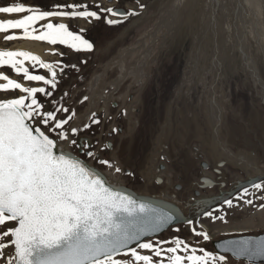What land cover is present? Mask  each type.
I'll use <instances>...</instances> for the list:
<instances>
[{
  "label": "rangeland",
  "instance_id": "rangeland-1",
  "mask_svg": "<svg viewBox=\"0 0 264 264\" xmlns=\"http://www.w3.org/2000/svg\"><path fill=\"white\" fill-rule=\"evenodd\" d=\"M175 1L0 0V6L24 3L40 11H63L66 9L57 5L87 3L137 13L127 18L101 13V20L93 19L91 22L54 16L37 23L40 31H43L40 26L48 22L64 23L70 31L80 34L85 30L92 33L99 30L95 53L39 41L43 46L39 55L41 60L58 65L57 84L62 81V76L69 80V84L60 89L57 85L52 100L45 102V109L68 108L69 115L75 112L69 125L79 126L85 119H90L92 109L97 108V97H103V92H111L125 82L121 93H131L140 101L141 112L132 118L142 124L138 131H134L132 124L124 121L123 134L115 140L116 147L110 157L118 160L123 170L132 171L131 178L124 181L129 188L174 202L186 215H190L200 208L192 207L193 199L219 195V187L200 188L201 177L224 182L223 190L226 191L239 181L264 174V0H186L175 22L169 24ZM91 10L96 9L92 7ZM26 14L0 13V20L19 19ZM107 19L121 22L110 25ZM81 29L84 30L82 33ZM13 33L20 35L21 30H10L7 34ZM5 35L0 33V50L16 51L18 48L14 49V46L34 41H5ZM78 60H88L90 64L83 67L69 65L70 69L66 66L64 73L60 72L65 63L73 64ZM25 66L32 74L50 75L39 66L33 68L31 61H26ZM251 68L256 71H251ZM0 71L25 87H39L42 83L25 81L22 75L6 66ZM20 95L24 93L19 90L0 91V101ZM58 96L60 101H57ZM83 96H87L90 103L85 102L81 107L77 101ZM122 108L127 110L125 104ZM65 115L57 113L58 118H65ZM189 123H196L197 129ZM78 129L77 134H81L86 128ZM171 133H175L174 137ZM59 144L67 150L64 144ZM193 146L200 148L201 161L193 158ZM166 152L170 157L167 167L171 165L172 170L165 174L166 183L157 184L154 168L156 163L162 162L161 156H166ZM109 176L121 184L113 171ZM259 184L264 185V181ZM229 200L232 201L231 206L220 203L208 211L211 216L205 214L197 223L176 226L146 242L179 238L190 249L204 248L219 256L213 246L215 241L264 234V207H261L264 205V187H252L246 195L243 190ZM249 200L252 202L247 203ZM15 226L14 221L6 222L0 226V232ZM193 229L207 233L209 239L195 235ZM10 239L5 238V242ZM171 246L174 244L159 245L165 249ZM137 250L141 254H151L148 250ZM13 254L14 247L4 249L0 264H7V259ZM178 254L185 255L182 251ZM224 256L227 264H248L235 261L230 255ZM164 264H167L166 259Z\"/></svg>",
  "mask_w": 264,
  "mask_h": 264
},
{
  "label": "snow or ice",
  "instance_id": "snow-or-ice-1",
  "mask_svg": "<svg viewBox=\"0 0 264 264\" xmlns=\"http://www.w3.org/2000/svg\"><path fill=\"white\" fill-rule=\"evenodd\" d=\"M57 7L66 10L40 11L24 3L0 6L3 14L27 13L19 19L0 20V33L6 34L5 41L26 39L91 51L93 44L82 34L70 31L64 23L48 22L40 26L43 31L36 25L54 16L91 22L101 20V13L124 18L137 15L134 11L102 8L99 4L70 3ZM92 7L96 10H91ZM106 22L112 25L121 21L107 19ZM10 30H21V34H7ZM83 31L81 29V33ZM26 61H31L33 68L46 69L50 75L32 74L25 66ZM5 66L22 75L25 81L42 82L52 90L57 87L58 65L46 63L31 52L0 50V68ZM0 81L6 82L0 83V91L24 93L18 98L0 101V226L9 221L16 223L15 227L0 232V258L4 249L14 247L7 264H164L165 259L167 264H227L224 255L216 256L204 248L190 249L179 238L141 242L143 237L159 231L174 217L114 189L99 173L63 150L58 141L77 146L78 141L71 137H75L79 129L69 125L75 112L67 118H58L57 113H68L69 109L59 106L46 110L37 98L38 93L52 96L49 87H25L3 71H0ZM33 122L43 127H34ZM66 125L69 128L66 129ZM51 133H56L57 138H52ZM79 147L85 150V155L95 158V154L87 150L89 144L85 142ZM99 162L112 167L107 160ZM115 170L121 171L119 167ZM253 187L261 189L264 185L257 183ZM247 193L248 189H244V194ZM225 203L231 206L232 201ZM193 232L209 239L207 233L195 229ZM7 237L11 239L5 242ZM162 243L174 246L165 249L159 247ZM230 243L233 248L225 251H232L237 257L264 256V242ZM132 244L136 247H130ZM137 249L151 254H141ZM181 251L185 255L178 254Z\"/></svg>",
  "mask_w": 264,
  "mask_h": 264
},
{
  "label": "flooded vegetation",
  "instance_id": "flooded-vegetation-1",
  "mask_svg": "<svg viewBox=\"0 0 264 264\" xmlns=\"http://www.w3.org/2000/svg\"><path fill=\"white\" fill-rule=\"evenodd\" d=\"M99 30L97 32L92 33L89 30H85L82 35L88 39L93 44V49L90 51L91 53L96 52V43L99 42V40H95L98 35ZM111 47H114L113 45ZM61 52V51H60ZM80 56V55H76ZM90 57L88 56V59ZM90 64V61H84L78 60L74 62L73 64L65 63L64 66H61V68L69 67V65H73V67H83ZM70 69V67L68 68ZM80 70L81 68H77ZM61 72V71H60ZM63 72V71H62ZM61 72V73H62ZM64 73V72H63ZM62 81L58 83V88H62L65 84H69V80L65 77H61ZM125 85V82L121 83V85L117 88H113L111 92L105 91L102 93L103 97H97L96 100L98 101L97 108L92 109L90 113V119H85L83 124H80L78 127H85V125H88V127H85V131L81 134H77L75 137H71L73 139H76L78 141L77 146H70L65 145L64 142H61L65 145L67 150L70 152L78 155L80 158H82L85 162L90 164L91 166H94L95 168L99 169L101 172H103L106 176H109V173L113 171L114 175L119 177V180L122 185L127 186L124 181L126 179L131 178L132 171L131 170H123L121 167V163L117 160L112 159L113 157H110L111 154H113V151L115 150V140L123 134V123L124 121L128 120L132 126L134 131H138V129L141 126V122L134 121L133 116L135 114H139L141 112L139 106L140 101L136 100V97L133 96L131 93L124 94L121 93L123 87ZM39 87H49L45 86L43 83ZM52 94L56 91V89L52 90ZM37 98L44 104L45 102L52 100L51 96H44L41 94H37ZM60 96L57 97V101H60ZM74 101H77L76 98ZM78 106L85 105V102L90 103V100L87 96H83L81 100H78ZM125 104L127 107V110L122 108V105ZM100 105V107H99ZM97 109V110H95ZM64 113V112H63ZM69 116V112L65 113ZM67 115H65V118H67ZM93 121H98V123H94ZM39 125V124H38ZM40 126V125H39ZM67 126V125H66ZM65 126V127H66ZM41 127V126H40ZM51 136L56 139V135L51 134ZM87 143L90 145V147L87 149L88 151H91L95 154L94 157H89L85 155V150H82L79 145ZM120 148V147H119ZM191 153L193 155V158L195 160L201 161V155H200V148L192 147ZM166 156H161V163H156L154 168V174L156 176L155 182L157 184H163L166 183L165 177L168 171L172 170L171 165L167 167V164L170 163V157L168 156V153L166 152ZM111 158V159H110ZM100 160H107L112 164V167H108L107 165L101 164ZM201 163V162H200ZM126 165V164H125ZM205 166V164L203 165ZM119 167L121 169L120 172H117L115 169ZM202 168V166H201ZM204 168V167H203ZM202 168V169H203ZM164 173L163 175H159L158 173ZM193 172L196 173V168L193 169ZM202 174V172H201ZM171 176V175H170ZM172 177V176H171ZM202 177L200 178V180ZM199 180V181H200ZM221 183V182H219ZM202 185V182L200 181V184L198 185L200 187ZM128 187V186H127ZM231 188V187H230ZM229 188V189H230ZM220 192V191H219ZM218 192V194H219ZM193 203V202H192Z\"/></svg>",
  "mask_w": 264,
  "mask_h": 264
},
{
  "label": "water",
  "instance_id": "water-1",
  "mask_svg": "<svg viewBox=\"0 0 264 264\" xmlns=\"http://www.w3.org/2000/svg\"><path fill=\"white\" fill-rule=\"evenodd\" d=\"M117 11L118 12H124L122 9H118ZM119 17H123V16H119ZM33 125H34V127H39L35 122H33ZM64 151H66V150H64ZM66 152H68V151H66ZM68 153L77 157L82 162L87 164L91 169H93L94 171L99 173L109 183V185H111L114 189L122 191L126 194H129L133 198H135L139 201L148 202V203L152 204L154 207L161 210L163 213L171 214L174 217V219L170 223L164 224L160 228L159 231L155 232L154 234H152L150 236L143 237L141 242H145L146 240H149L151 238L161 236L173 227H176L179 225L196 223L208 211L215 209L218 204L229 200L234 195H236L238 192H240L244 189L251 188V187H253L254 184H257V183L264 181V174H263L262 176L254 177L252 179H247L245 181H239L233 189L223 192L222 189L225 188V186H226L224 182L217 183V182H214L210 178L203 177L200 180L202 182V185H200V188L206 189V188H213V187L218 186L219 191H220L219 195L214 196V197H210V198H200L198 200L193 199L192 201L194 204H199L201 202V203H204L206 205V207L202 211L198 210L192 216L188 215V217H185L183 215L182 211L180 210V208L176 204H174L173 202H169V201H166V200H163L160 198H156L153 196L150 197V196H146V195H141V194H138L135 191H133L132 189H129L123 185L111 183L110 180L100 170L91 166L90 164L85 162L83 159H81L79 156H77L76 154H74L72 152H68ZM189 221H191V223H189ZM241 240L255 241L257 243L264 242V234L259 235V236H241V237H235V238L222 239V240L213 242V246H214V249L217 253H219L220 255H230L235 261L246 262L248 264H264V256H255L252 258L245 257V256L237 257V256L233 255L232 251H225V249L233 248V245L230 242L241 241ZM130 247H136V245L132 244V245H130Z\"/></svg>",
  "mask_w": 264,
  "mask_h": 264
},
{
  "label": "bare ground",
  "instance_id": "bare-ground-1",
  "mask_svg": "<svg viewBox=\"0 0 264 264\" xmlns=\"http://www.w3.org/2000/svg\"><path fill=\"white\" fill-rule=\"evenodd\" d=\"M184 1H186V0H176L175 1V3H174V6H173V8H172V10H171V18H170V20L168 21V23L169 24H173L174 22H175V20H176V18H177V16L179 15V12H180V9L182 8V6H183V2ZM188 1V0H187ZM179 11V12H178ZM176 13H177V15H176ZM169 14H170V12H169ZM167 18V17H166ZM15 48H18V50H23V51H26V50H28L29 52H31V53H33L34 55H41V51L43 50V46H42V44L41 43H39V41H29V42H24V43H22V44H18V45H16V46H14V49ZM150 49V48H149ZM43 52V51H42ZM150 53V52H149ZM43 54V53H42ZM148 54V53H147ZM41 57V56H40ZM42 58V57H41ZM251 62V61H250ZM144 64V63H143ZM142 65V64H141ZM145 65V64H144ZM248 65H250V63H248ZM250 66H252L253 67V65H250ZM140 67V66H139ZM142 67H144V66H142ZM139 70H140V68H138ZM250 69V68H249ZM252 69L253 68H251V71H252ZM253 70H255L256 71V69H253ZM138 71V70H137ZM254 71V72H255ZM140 72H142L141 70H140ZM139 72V73H140ZM138 73V72H137ZM142 73H144V72H142ZM146 74V73H145ZM142 75V74H141ZM142 76H144V75H142ZM142 76L140 77V75H139V77L140 78H142ZM139 83V82H138ZM264 97V96H263ZM157 98V97H156ZM172 102H173V100H172ZM213 103L215 104V107H216V103L213 101ZM167 104V103H166ZM169 105V104H168ZM170 107V106H169ZM187 108V107H186ZM181 112V111H180ZM196 113V112H195ZM156 114H157V112H156ZM171 115V114H170ZM197 115V114H196ZM195 115V116H196ZM198 116V115H197ZM192 117H193V114H192ZM199 117V116H198ZM190 118V117H189ZM200 118V117H199ZM151 119V118H150ZM175 120H176V118H174ZM193 119V118H192ZM197 119V118H196ZM189 120V119H188ZM195 120V119H194ZM184 121V120H183ZM182 121V122H183ZM200 121V120H199ZM185 122V121H184ZM190 122V121H189ZM195 122H196V120H195ZM180 123H181V121H180ZM194 123V122H193ZM179 124V123H178ZM190 125L192 124V123H189ZM196 124V123H195ZM194 124V125H195ZM198 124V123H197ZM184 125L185 124H183L182 126L184 127ZM193 125V124H192ZM193 125V127L195 128L196 126H194ZM175 127V126H174ZM200 127V126H199ZM202 127V126H201ZM182 128V127H181ZM179 129V128H178ZM183 129H185V128H183ZM196 129H197V127H196ZM199 129V128H198ZM194 130V129H193ZM146 132V131H145ZM184 132V131H183ZM202 133V132H201ZM171 135H172V133H171ZM174 135H175V133H174ZM174 135H172L173 137H174ZM171 136V137H172ZM170 137V136H169ZM151 143H152V141H150ZM149 146V145H148ZM64 149V148H63ZM66 150V149H65ZM66 151H69V150H66ZM259 176H262V175H259ZM256 177H258V176H256ZM252 179V178H251ZM234 188V187H233ZM232 188V189H233ZM231 190V189H230ZM222 191L223 192H225V190H223L222 189ZM226 191H229V190H226ZM218 196V195H217ZM214 197V196H213ZM157 198V197H156ZM161 199V198H160ZM164 200V199H163ZM167 201V200H166ZM170 202V201H169ZM174 203V202H173ZM174 204H176V203H174ZM179 208H180V210L182 211V213H183V215L185 216V217H188V215H186L185 213H184V211L182 210V208L178 205V204H176ZM192 207H195V208H199L198 210H200V211H202L205 207H206V205L204 204V203H199V204H192ZM196 213V212H195ZM192 215H194V214H190V216H192ZM147 241V240H146Z\"/></svg>",
  "mask_w": 264,
  "mask_h": 264
}]
</instances>
